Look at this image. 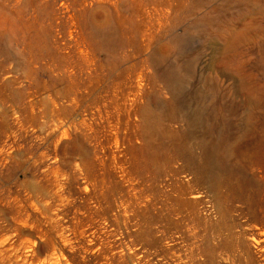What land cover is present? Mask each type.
<instances>
[{
	"label": "rangeland",
	"instance_id": "obj_1",
	"mask_svg": "<svg viewBox=\"0 0 264 264\" xmlns=\"http://www.w3.org/2000/svg\"><path fill=\"white\" fill-rule=\"evenodd\" d=\"M263 213L264 0H0V264H264Z\"/></svg>",
	"mask_w": 264,
	"mask_h": 264
},
{
	"label": "bare ground",
	"instance_id": "obj_2",
	"mask_svg": "<svg viewBox=\"0 0 264 264\" xmlns=\"http://www.w3.org/2000/svg\"><path fill=\"white\" fill-rule=\"evenodd\" d=\"M97 30L99 32H101V33L109 32V31H107V28L104 27V26H98ZM167 79L169 80V82H171V94L179 101L181 109H182V106L184 108L183 102H184L185 98L183 99L182 98L183 96L181 97V91H180V88H179V86L177 84V83L180 82L178 76L175 75L174 73H170L169 74V78H167ZM207 86H208V89H210L211 91H215L216 92L217 89H218L215 84H209ZM169 89H170V87H169ZM202 97H203V95H202ZM221 108H218V113L221 110ZM195 112H196V110H195ZM256 113L257 112L254 111V113H251L250 115L247 116V120L249 121L250 125L253 124V119H254ZM158 114H160V113L152 111L150 108L145 109L144 110V119H145L146 123L149 124V125H155L158 122ZM199 114H200V111H199ZM174 115H175L174 113H171V116H174ZM187 115H189V113H187ZM192 115H194V114H192ZM190 121H192V120H190ZM205 121L207 122V124L204 123ZM192 122L190 124H192ZM208 122L209 121L207 119L204 120V119H202V117H200L197 121H194V123L192 124L193 126L196 125V126L199 127V129H201V132H202L201 135H202L203 138L204 137L206 138L207 137L206 135L209 134L210 126L208 125ZM168 133L172 137V134L170 132H168ZM198 138H200V140L202 141L201 136L198 137ZM205 140H203L204 142L203 141L202 142L203 143H207V141H205ZM252 147L253 146L248 147L246 151L248 153L251 152L252 151ZM232 149H228L226 147H222L220 143L218 144V142L215 145L211 144V146H209L203 153L204 167L198 168L199 176L203 180H205L207 183H209L210 187L214 188L215 192H217V193H215V196H216L217 200H219V199H221V197H223V196H220L219 193H218L219 192V188L222 187V186L225 187L227 193H230L231 196H229V197H233L234 195L239 193V191H241V188H242L240 183L233 181V179H234L233 177L235 175V169L233 168V160H232V158H233V150ZM252 162H253V160H252ZM230 166L232 168H230ZM217 200H215V201H217ZM261 221L264 222V213L261 216ZM261 250H262V253L264 255V249H261Z\"/></svg>",
	"mask_w": 264,
	"mask_h": 264
}]
</instances>
